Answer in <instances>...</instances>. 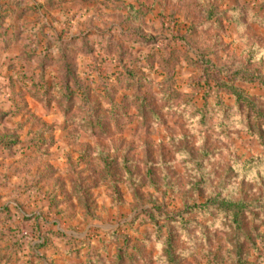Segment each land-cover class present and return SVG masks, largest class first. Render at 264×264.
Returning a JSON list of instances; mask_svg holds the SVG:
<instances>
[{"label":"rangeland","instance_id":"1","mask_svg":"<svg viewBox=\"0 0 264 264\" xmlns=\"http://www.w3.org/2000/svg\"><path fill=\"white\" fill-rule=\"evenodd\" d=\"M27 15L1 36L39 38L41 50L82 34L86 49L68 51L80 79L115 88L90 95L98 123L84 110L66 120L62 102L42 104L19 78L41 60L21 45L16 62L12 46L0 58V142L17 139L7 148L25 156L0 188V264H89L90 251L96 264H264V0H54ZM132 28L150 42L120 36ZM231 60L260 77L237 81L251 103L197 80L201 63ZM126 67L137 87L109 75ZM57 74L52 61L45 77ZM39 231L50 246L30 263Z\"/></svg>","mask_w":264,"mask_h":264},{"label":"trees","instance_id":"2","mask_svg":"<svg viewBox=\"0 0 264 264\" xmlns=\"http://www.w3.org/2000/svg\"><path fill=\"white\" fill-rule=\"evenodd\" d=\"M53 1L54 0H34L32 2H27L23 5H17L15 7H13L10 3L0 2V26L2 25L1 22L4 20V18L10 13H14L16 10H19L20 15L38 14V12L43 8V6L53 3ZM120 36L124 39H129L133 43L150 42L151 39L150 36L141 33L140 29L138 28L121 30ZM17 37L18 36L16 34L14 38L17 39ZM20 40L21 38L18 41L22 46L21 50L23 51V58L36 59L38 61L41 60L38 72L31 71L29 75H24L21 71V74H19V78L21 79L22 83H26L27 81H29L28 84L31 89V94L34 95V97L39 102L46 106L50 105V102L53 98L62 102V104L64 105V116L66 120H72L73 118H77L75 117L77 115H72L73 110H76L79 113L84 110L92 114L91 117L93 118L94 123H98L101 115L98 116L95 113L96 104L91 102L90 95L94 93H100L104 97H109L111 94H113L115 86L112 83L108 84L106 82V77H100L101 82L97 83V85L95 84V87L89 86L88 83H83L80 79L71 61V56L68 51L71 48L69 46H74L82 50L86 49L87 44L85 43L84 36L82 34H78L75 36L68 37L66 39L62 37H54L52 40H47L43 46V49L41 50L38 49L40 45L39 38L32 39L30 37V42L32 44L30 47L28 44H25V46L22 45V42ZM54 44H57V52L55 53L49 50V48ZM106 45L108 46H104V48L107 53H109L108 50L110 49V46L111 48L119 50L117 51V58L120 59L121 52H123L121 45L114 40H110V42H108V44ZM101 46H103V44H101ZM52 61H54L58 66V74L57 78L53 77L54 80L52 79L51 81H48L45 77V72L46 67L51 64ZM195 62L198 65V60H196ZM233 63L234 61L231 60L229 68L218 67L207 61L205 63H201L202 71L197 77V80L198 78L202 79L204 86L207 87L208 90L213 87L218 90L226 89L229 90V92L235 96V99L238 100V102L251 103L248 97L244 95V89L237 83V81L249 82L257 80L260 77L256 73L249 72L248 70L245 71L241 68L235 67ZM171 74L172 73H165L163 75L164 81H166V79H169L172 76ZM109 75H113L118 81L126 82L127 87H137L138 83L140 82V78L142 79L143 77L135 69L129 67H126L124 70L116 69L113 73ZM166 86L167 85H164V87L161 88V92L166 89ZM115 104L116 102L112 99L110 105V109L112 111H115L117 109V105ZM16 140L17 139L9 138L3 141V143L0 142V147L12 146L14 143H16ZM39 144L40 141H37L36 144L34 143L35 149ZM205 206L206 205L204 204L195 205L196 209H198L200 212H202ZM219 208V210L221 211L225 210L224 207ZM236 214L237 213L233 214L235 219H237ZM34 217L37 221H39V218L38 216H36V214H33V216H31V218ZM50 231L54 234V231L52 229H50ZM56 234H62V231L57 230ZM38 237H42L43 239L41 243L38 242L31 246L33 249L31 251L33 259L30 261V263L36 262L39 259V251H36L35 247L39 249L43 247L48 248L50 246L48 244L47 237H43L42 234H40V231ZM65 245L66 244H64L63 251L67 252L68 254L76 252L72 248H69L67 245ZM55 250L56 249L54 248V251ZM88 254L89 258L91 259V261H89V264H96L98 260L97 256L91 253V251ZM75 264L82 263L75 262Z\"/></svg>","mask_w":264,"mask_h":264},{"label":"crops","instance_id":"3","mask_svg":"<svg viewBox=\"0 0 264 264\" xmlns=\"http://www.w3.org/2000/svg\"><path fill=\"white\" fill-rule=\"evenodd\" d=\"M34 0H0V2H6V3H10L13 7L17 6V5H23L27 2H32ZM15 15H13V13H10L8 16H6L4 18V20L1 22L4 24V26H8V23H23L24 18L25 20L27 18H29V16L31 17V15H27V14H19V10H16ZM9 44H8V42ZM18 44V45H17ZM12 46V48L14 49V53H12L13 58L10 59L11 61L16 62L17 58H18V54L20 52V49L18 48V46H20L19 41H17L16 38L11 36H4V34H0V58L4 57L7 50L10 49ZM10 61V62H11ZM15 64V63H14ZM11 63H7L6 67L7 68H12ZM16 66V65H14ZM19 72H21V70H19ZM14 149H9L7 147H0V188H2V185L5 184L6 182L8 184H10V180L15 179V175L13 173H15V171H18L19 167H21L22 163H23V159H24V155L22 153L20 160L17 159V152ZM2 199V200H1ZM4 197L0 198V204L4 203V202H8L7 199L4 201ZM16 205H18L16 202H14ZM2 207H0V230L4 229V224H5V212L4 210L1 211ZM16 209V208H15ZM13 216H20V213L15 210L13 213Z\"/></svg>","mask_w":264,"mask_h":264}]
</instances>
